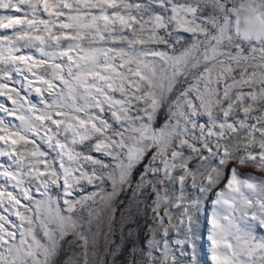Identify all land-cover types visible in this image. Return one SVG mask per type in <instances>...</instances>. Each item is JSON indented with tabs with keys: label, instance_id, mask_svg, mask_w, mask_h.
<instances>
[{
	"label": "snow or ice",
	"instance_id": "snow-or-ice-1",
	"mask_svg": "<svg viewBox=\"0 0 264 264\" xmlns=\"http://www.w3.org/2000/svg\"><path fill=\"white\" fill-rule=\"evenodd\" d=\"M0 97V264H264V0H0Z\"/></svg>",
	"mask_w": 264,
	"mask_h": 264
},
{
	"label": "rangeland",
	"instance_id": "rangeland-1",
	"mask_svg": "<svg viewBox=\"0 0 264 264\" xmlns=\"http://www.w3.org/2000/svg\"><path fill=\"white\" fill-rule=\"evenodd\" d=\"M0 99H3L2 97H0ZM8 104L10 105V101L8 102ZM245 171H252L251 169H245ZM257 175H259V173H256Z\"/></svg>",
	"mask_w": 264,
	"mask_h": 264
}]
</instances>
